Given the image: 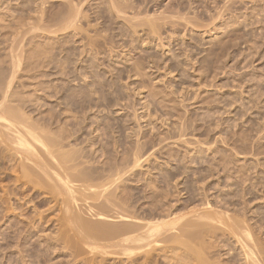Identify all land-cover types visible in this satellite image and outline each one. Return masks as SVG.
Wrapping results in <instances>:
<instances>
[{
  "label": "rangeland",
  "instance_id": "rangeland-1",
  "mask_svg": "<svg viewBox=\"0 0 264 264\" xmlns=\"http://www.w3.org/2000/svg\"><path fill=\"white\" fill-rule=\"evenodd\" d=\"M12 74L10 103L64 139L63 150H79L89 177L108 179L110 165L128 172L116 175L118 194L110 188L123 200L109 215L127 202L146 214L160 200L156 212L196 219L191 211L208 200L224 217L248 219L264 250V0H0V82ZM4 145L0 264L176 263L177 244L133 260L89 248L106 240L82 238L86 220L119 219L93 214L98 201L80 191L72 214L85 219L68 225L73 215L51 193L18 180L22 159ZM221 235L189 244L201 249ZM227 246L223 262L235 249L243 258L235 238Z\"/></svg>",
  "mask_w": 264,
  "mask_h": 264
},
{
  "label": "bare ground",
  "instance_id": "bare-ground-1",
  "mask_svg": "<svg viewBox=\"0 0 264 264\" xmlns=\"http://www.w3.org/2000/svg\"><path fill=\"white\" fill-rule=\"evenodd\" d=\"M78 5H81V4H78ZM76 6H74V7H76ZM112 7L115 8V6H113V5H112ZM79 10L81 12V9H77L76 11L79 12ZM78 15H79V13H78ZM73 16H72V22H74L77 18L76 16H74V17ZM135 19H137V18H135ZM150 19L154 20V18H150ZM156 20H158V19H156ZM141 21H144V20H140L138 22H141ZM70 22H71V20H70ZM148 23H150V20ZM150 24H149V26H151ZM144 25H146V24H144ZM156 25H158V24H156ZM136 26H138V25H136ZM131 28H133V26ZM156 28H158V27H156ZM155 30H157V29H155ZM11 60H12V58H11ZM16 60H13V61H16ZM14 70H15V68H14ZM12 81H13V74L6 84L4 83V81L0 82V142H1V144L2 143L5 144L3 148H8L10 151H13L16 154V156H18V158L22 159L21 163L19 164V171L21 172V175H19L18 180L19 181L22 180V184H24V183L27 184V189L30 188V185L32 186V184H33L34 187L35 186H37L39 188L42 187V188H44V190L46 192L48 191L49 193H51V195L49 194V196H52V197L54 196L55 199L59 202V206L62 207V205H63V207L60 209L62 210L64 208L63 211L66 212L65 213L66 217H69L68 214L69 215L72 214V208H73L72 206H76V203H78V199H79L78 197H80V196H78V193H80V191H82V192L89 191L90 193L87 192V194L85 192L86 195L84 198L86 200H89V201H93V200H94V202L98 201L97 203L94 204L96 207H98V210H97L98 213L93 212V214H98V217L100 216L101 218L102 217L110 218V220H112V221L114 220V222H115L114 217L116 218V220L119 219V221H120V219H121L124 221V223L122 225L119 221H116V224H113L112 222L105 224V221H103L104 224H102L100 222L102 224V225L100 224V226H98L99 224L98 225L86 224L87 220L85 221V225L83 222V225L85 226L84 229L86 232L85 235L83 233L84 229L80 227L81 229H83V231H80V229L78 228L79 232H82L84 235V237H83V235L80 234V235H82V238H85V236L88 237L90 235L95 236V234H96L97 237H99V239H97V241H99L100 238H101V240L107 241V242L105 241L104 243L101 241L103 244L98 245V244H100L99 243L100 241L97 244V241L96 242L92 241V239H93L92 237L86 238V239H88L86 242L87 244H88V242L90 243V240L97 244V246H92V247L89 246V248L97 247L98 249H100V251L102 250L104 253H108V254H109L108 249L110 250V248H111L112 249L111 253H116V255L120 254V256L124 255V257L127 256L128 259L132 258V260H133L134 258L136 259L138 255H140V256L144 255L145 257L151 256L153 251L154 250L156 251L157 249L164 251V249L167 248L165 245H163V243L165 242V243H168V245H167L168 247L170 244L171 245H173V244L179 245V246H177V249H176L178 251V256H177V258H175V260L177 259L175 264H186V263H188V264H191V263L192 264H227L225 262L229 263L230 261L232 264H264V250L262 249V247H259L257 243H255V241H254L255 237H253L255 235L252 234L253 230L251 231L252 226H250V224H249L250 222L249 223L246 222L248 219L244 218V220L243 219L240 220V218H239V220H238V219H235L236 216L234 218L229 216V213L228 214L226 213V217H224L225 214H224V216L221 214V212H223V210H221V212H220V209L216 208L217 206L214 208L213 205H211L210 201H208V200L205 202L207 209L203 208L204 210H202V211H198V210L194 209V211H191V213L193 214L192 216H195L196 219H190V218L185 219V214L179 215V216L178 215L172 216V215H174V213H168V211H170V209H172V208H170L168 211L166 210V212L168 214H166L165 211H163L164 213L161 211L156 212V210H158L157 207L163 206L162 205L163 202H161L160 200L159 201L162 204L159 205L160 203L158 201V202L154 203V204L158 203L157 205H155L154 208L152 207L153 204L150 203V204H152V206H149V209H148L149 213L147 212L146 214L141 213V212H137V211H131L132 207L130 208V211H129L128 209L130 206L127 207V205H126V204H128V202H127L125 204L123 203V206L126 205L125 207L121 206V208L126 210V212L120 211L122 209L119 208L120 212H118L115 209L116 210L114 212L115 216L109 215L108 214L109 209L111 210V208H112V210H113L115 208V206L117 205V202L123 200L122 196L120 197V194H119L118 196L121 199L119 198L117 200V202L115 201L116 198L118 197L117 196V194H118L117 189L118 188H117V186H115L116 189H114V190L116 191V193H117L116 194L115 192H113L114 190L112 189V187H114L113 185L117 184V182H115V181L118 179L120 174L121 175H122V173L126 174L127 171L126 172L125 171L121 172L120 170L119 171L118 170L113 171L115 168L114 169L112 168L113 170L110 169L111 167H113L112 165H110L111 167H109V169H108L109 173L105 175V176L109 175L108 179L106 178L107 180L106 179L103 181L97 180V179L94 180L92 177H89V175H87V174H89L88 173L89 171L88 170L86 171L85 169H81L82 166H80L83 163L81 160L82 159L84 160V158H81V160L77 161L78 160L77 155H79V153H80L79 150H78V154L75 153L76 151L74 152L73 149H71V151L68 149L63 150L64 147L66 146L65 145L66 143L65 144L63 143L64 139L62 141H58L61 139L57 140L56 137L51 134L53 132H50V131H48V132L45 131V133H43L42 129L39 130V127L37 125L35 126V124L30 121V119H29L30 117L28 118L24 113H21L22 110L19 111L16 106L12 105L13 103L12 104L10 103L14 99H16L14 97L15 96L14 92H16V91L13 92L11 90ZM5 82H6V80H5ZM59 138H61V137H59ZM0 152L2 153V151H0ZM7 153H5V154L7 155ZM15 154H13V155H15ZM75 154H77V155H75ZM139 154H137V155H139ZM1 155H3V154H1ZM10 155L11 154L9 153V155H7V157ZM137 155L135 156L136 162L139 161L142 157L141 154H140L141 156H137ZM80 156L83 157L82 155H80ZM84 157H85V155H84ZM123 166H124V164H123ZM135 166L136 165H133L132 168ZM138 166H136V167H138ZM87 167L88 166H86V168ZM125 167H127V164ZM125 167H124V169H125ZM83 168H85V167H83ZM95 168H96V166H95ZM119 168H117V169H119ZM110 170H111V173H110ZM121 170H123V169H121ZM129 170H131V168ZM103 173L104 172L102 171V175H103ZM97 174L99 175V173H97ZM116 175H118V177H116ZM96 178H97V176H96ZM118 182H119V180H118ZM154 183H156V181ZM153 186L156 187L155 185H153ZM154 187H151V188H154ZM148 189H149V187H148ZM121 190H123V189H121ZM166 191H168V190H166ZM150 192H152V191H150ZM153 193H154V191H153ZM156 193H157V190H156L155 194ZM157 194H160L158 196H162V197L165 196L166 197V194H164V193H163L164 195L163 194L161 195L160 192H158ZM149 195H148V197H149ZM152 195H154V194H152ZM152 195H150V196L154 199H156V197H158V196L153 197ZM83 196H84V194H83ZM165 197H163V198L165 199ZM89 198L92 200H90ZM123 198H124V196H123ZM52 200H54V199H52ZM86 200H84V201L88 202ZM148 201H149V199H148ZM152 201L154 202V200H152ZM156 201H157V199H156ZM191 201H192V199H191ZM72 202H74V205H72L73 204ZM93 203L90 205H93ZM119 204L120 203H118V205ZM143 208H146V207H143ZM161 208H160V210H161ZM74 209H76V207ZM85 209H86V207H85ZM92 210H93V207L91 206L90 210H87V211L92 212ZM79 211H81V210H79ZM93 211H96V210H93ZM67 212H68V214H67ZM76 212H78V211H76ZM76 212H75V215L72 214L73 216H70V220L68 218H66L65 216L63 217L65 219L69 220V221H67V222H70L68 225H70L71 222L73 223L74 226L71 225V228H72V226L75 227L76 224H77V226H79L80 224H78V223L82 222L85 219V218L84 219L82 218L83 220L81 221V218H80L81 216L79 217L78 215H76L77 214ZM109 213H111V211ZM78 214L80 215V213H78ZM116 214L118 216H116ZM178 214H180V213H178ZM111 217H113V219ZM59 218H61V217H59ZM99 220H100V218H99ZM100 221H102V219ZM107 221H109V220H107ZM117 223L118 224L120 223V224L118 225ZM78 230H76V231H78ZM76 231H74V235L76 234L75 233ZM218 231L219 232L221 231V234L223 236L221 235L222 239L220 240V242H218L216 239V244H215V242H212V239H211V242L209 241L210 244L205 245V246L203 245L204 247L201 245V249H200V247L197 248L196 247L197 244L193 242V241L196 242V240H197V243L200 242V244H203V241L206 240L203 237H215V236H217ZM80 235L78 234V236H80ZM201 236H203L202 238L204 240L201 239ZM231 238H233V239L235 238V240L239 244L240 253H241V255H243V258L238 257L239 255H237L238 253L235 249L234 252L229 251V253H227V254H229V256L228 257L226 256L225 259L228 261L223 262V259H221V257H220L222 255V254H220L221 253L220 250L222 249V247L227 248V247L231 246V245L227 246L228 243L230 242ZM86 239H84V240L86 241ZM190 240L192 241L191 243L196 244V246L189 244ZM201 240H202V243H201ZM257 242H258V240H257ZM178 248H179V250H181L180 253H179ZM233 248H234V246H233ZM233 248H231V249L234 250ZM173 252L175 253V251H173ZM226 252H228V251H226ZM110 254H109V256L111 257L112 254L111 255ZM176 255H177V252H176ZM164 256H166V255H164ZM242 259H244V261Z\"/></svg>",
  "mask_w": 264,
  "mask_h": 264
}]
</instances>
